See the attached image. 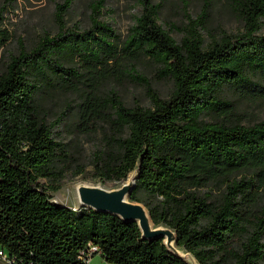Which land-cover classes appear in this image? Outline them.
I'll list each match as a JSON object with an SVG mask.
<instances>
[{"label": "trees", "instance_id": "1", "mask_svg": "<svg viewBox=\"0 0 264 264\" xmlns=\"http://www.w3.org/2000/svg\"><path fill=\"white\" fill-rule=\"evenodd\" d=\"M73 0L57 4V30L31 49L21 45L0 71V248L15 264H85L98 247L108 264H191L164 237L147 239L136 221L111 212L53 201L61 188L67 144L37 105L46 88L79 92L77 127L102 130L91 164L103 181L126 180L138 167L130 199L199 264L264 261V120L244 125L231 113L229 90L264 97V0H235L236 33L207 42V9L187 13L177 40L159 23L160 6L137 0L141 12L122 39L102 19L107 0L91 3L90 25L68 26ZM0 48L10 38L2 29ZM149 60L173 88L162 97L137 63ZM121 77L142 83L150 106L124 103L99 84Z\"/></svg>", "mask_w": 264, "mask_h": 264}, {"label": "rangeland", "instance_id": "2", "mask_svg": "<svg viewBox=\"0 0 264 264\" xmlns=\"http://www.w3.org/2000/svg\"><path fill=\"white\" fill-rule=\"evenodd\" d=\"M64 1L0 0V12L3 18L1 28L7 29L10 33L9 40L0 48V71L3 70L4 64L10 56L19 52L22 44L31 49L43 35L56 32V7L57 4ZM93 1L73 0L72 5L65 13L68 26L80 30L87 28L90 25ZM234 1L154 0L160 6L159 23L169 30L177 40L182 37L179 29L187 23V13L196 16L206 8L207 17L202 34L207 42H210L212 37L224 33H236L243 28V21L235 9ZM140 12L141 6L137 0H107L102 19L112 24L124 39L130 26L135 22V17ZM262 32L264 33V21ZM137 65L140 72L148 77L153 88L162 97L169 96L173 88L170 79L159 77L155 66L149 60H141ZM99 88L103 94L115 91L130 107L151 105L145 86L133 81L130 77L101 82ZM226 98L232 103L231 113L220 118L213 113H208L203 116V120L206 122H213L217 119L219 121L227 120L244 125H253L264 120V97L243 96L232 89L227 92ZM79 101V92L61 87L43 89L37 97V105L48 121L54 120L65 112L56 134L59 140L67 144L68 155L61 164L64 171L61 188L52 192V196L59 203L69 207H76L80 204L79 189L83 185L102 186L107 190H121L132 185L138 176V167H136L129 173L126 180L103 181L99 178L91 164V154L101 144L102 130L100 128L91 133H84L77 127ZM128 198L132 201L130 193ZM151 223L152 229L165 230L175 234L171 228L165 225H155L152 220ZM163 237L173 252L178 253L191 264H199L192 254L176 245L175 238L173 244L170 245L169 235L166 234ZM0 264L8 263L0 258ZM92 264H107V262L100 255H96Z\"/></svg>", "mask_w": 264, "mask_h": 264}, {"label": "water", "instance_id": "3", "mask_svg": "<svg viewBox=\"0 0 264 264\" xmlns=\"http://www.w3.org/2000/svg\"><path fill=\"white\" fill-rule=\"evenodd\" d=\"M135 185L136 180H134L132 185L126 186L121 190H107L100 186L83 185L79 189V206L111 212L126 221H136L142 229L144 238L156 239L168 234L169 239L172 240L173 234L171 232L151 228L147 219L148 212L144 204L130 201L129 198H126V195L131 193Z\"/></svg>", "mask_w": 264, "mask_h": 264}, {"label": "built area", "instance_id": "4", "mask_svg": "<svg viewBox=\"0 0 264 264\" xmlns=\"http://www.w3.org/2000/svg\"><path fill=\"white\" fill-rule=\"evenodd\" d=\"M53 201L58 202L57 200L53 199ZM81 206H76V207H71L73 210L79 209ZM83 253L86 254L85 256V264H92L93 259L96 255H101V253L99 252V249L97 246L95 245H90L85 251H83ZM0 258H2L3 260H5L8 264H15L14 261L12 259H10L7 255V253L0 248ZM103 258V257H102Z\"/></svg>", "mask_w": 264, "mask_h": 264}, {"label": "bare ground", "instance_id": "5", "mask_svg": "<svg viewBox=\"0 0 264 264\" xmlns=\"http://www.w3.org/2000/svg\"><path fill=\"white\" fill-rule=\"evenodd\" d=\"M100 187H102V186H100ZM126 198L128 199V195H126ZM147 219L149 220L150 226L152 228V223H151V220H150V217H149L148 213H147ZM174 238H175V234L173 235V239L171 240L170 245L173 244Z\"/></svg>", "mask_w": 264, "mask_h": 264}, {"label": "crops", "instance_id": "6", "mask_svg": "<svg viewBox=\"0 0 264 264\" xmlns=\"http://www.w3.org/2000/svg\"><path fill=\"white\" fill-rule=\"evenodd\" d=\"M108 264V263H107Z\"/></svg>", "mask_w": 264, "mask_h": 264}]
</instances>
